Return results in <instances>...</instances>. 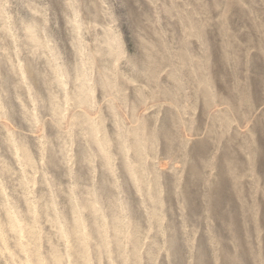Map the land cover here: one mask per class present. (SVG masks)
Instances as JSON below:
<instances>
[{
  "label": "rangeland",
  "instance_id": "1",
  "mask_svg": "<svg viewBox=\"0 0 264 264\" xmlns=\"http://www.w3.org/2000/svg\"><path fill=\"white\" fill-rule=\"evenodd\" d=\"M263 11L0 0V264H264Z\"/></svg>",
  "mask_w": 264,
  "mask_h": 264
},
{
  "label": "bare ground",
  "instance_id": "2",
  "mask_svg": "<svg viewBox=\"0 0 264 264\" xmlns=\"http://www.w3.org/2000/svg\"><path fill=\"white\" fill-rule=\"evenodd\" d=\"M264 12V11H263ZM226 258L229 260L230 258L226 256Z\"/></svg>",
  "mask_w": 264,
  "mask_h": 264
}]
</instances>
